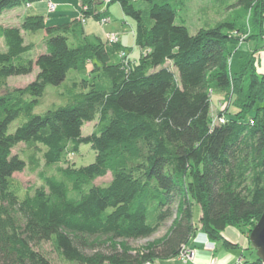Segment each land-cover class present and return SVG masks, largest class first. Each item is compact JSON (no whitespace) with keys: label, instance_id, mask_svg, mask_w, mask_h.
<instances>
[{"label":"trees","instance_id":"1","mask_svg":"<svg viewBox=\"0 0 264 264\" xmlns=\"http://www.w3.org/2000/svg\"><path fill=\"white\" fill-rule=\"evenodd\" d=\"M37 1L0 0V14ZM137 1L108 3H119L135 22L134 43L143 52L130 65L109 63L102 42L70 39L82 30L81 19L106 15L102 0H80L82 17L71 23L48 26L43 16L29 15L18 26L0 24V264H52L37 248L51 239L68 261H82L79 237L143 239L167 222V235L148 252L108 260L169 259L197 228L220 240L227 227L244 233L263 213L264 71L255 51L238 71L232 56L242 41L264 38V0H251L244 20H223L194 34L175 22L178 4L187 0H143L147 18ZM37 31L43 52L32 58L35 45L24 35ZM34 66L32 82L8 88L9 77L28 75ZM90 67L98 76L81 77ZM47 85L62 86V104L35 114ZM92 121L93 131L83 136ZM82 143L95 160L75 167L68 157ZM19 144L31 170L42 166L40 186L24 188L10 174ZM53 168L58 176L50 174ZM107 174L106 185L93 184ZM249 250L255 259L239 264H263L251 244Z\"/></svg>","mask_w":264,"mask_h":264},{"label":"rangeland","instance_id":"2","mask_svg":"<svg viewBox=\"0 0 264 264\" xmlns=\"http://www.w3.org/2000/svg\"><path fill=\"white\" fill-rule=\"evenodd\" d=\"M50 1H45L46 8H43L40 14L45 18L46 24L51 26L67 21V19L63 20L61 17L63 14L60 9H58L53 14L52 12L55 10L52 12L49 11ZM38 4L39 1L33 2L32 5L35 6ZM252 4L253 2L251 3V0H187L182 6H179L178 4L177 7L179 8L176 13L175 22L181 24L180 22L183 21L189 32L194 34L201 28L211 27L219 22H222L223 20H237L239 18L244 20L245 13L248 12L249 6ZM30 5L31 3H28L23 5L21 8H15V10L3 12L0 14V24H19L25 16L32 15L31 13L33 10L26 11ZM135 5L144 10L146 13L144 15H146L147 18V6L144 5L143 0H138ZM56 8L57 5L55 6V9ZM105 10H107L109 14V20L107 22L103 23L100 20H96L92 17L87 18L84 23L82 21L80 22L81 24L83 23L82 29L85 30L84 38L87 42L92 44L102 42L107 51L109 63H117L119 60H122L123 63H128L129 65L136 63L143 51L134 44V37L130 30V27L131 29L135 27L134 20L123 14L120 5L117 2L106 6ZM70 11V14L66 13L68 17H73L74 15H76V17L81 16V14L74 9ZM119 29H121V31L118 32ZM75 32L78 33V37H73V35H71L70 39L72 41H78L80 40V37H82L78 27L76 28ZM233 33L240 35L239 32L236 31H233ZM114 34L118 35L119 40L121 37L122 46L118 44L119 41L117 43L113 41L112 36ZM24 36L26 42H33L35 45L34 49L30 52L32 58H35L39 53L43 52V49H41V42L43 38L42 31H37L36 33H30L27 35L25 34ZM133 44L135 46H133ZM0 50H5L2 38H0ZM253 51H255L257 57L255 59L256 64H258L257 61H259L260 71H264V38L248 43L246 41H242V45L233 52L232 71L240 70L239 64L246 63L248 54L252 53ZM87 70L80 73V76L84 79L87 77L92 80L93 76H98L97 69L94 70L92 75H90L91 67L87 68ZM37 72L38 69L34 66L33 71L28 75L9 77L7 80L8 88H21L26 86L35 79ZM61 91V85H47L43 96L39 98L38 104L34 107L33 112L35 114H43L47 110L53 109L62 104L61 98L59 97V93ZM28 99L30 98L28 97ZM217 99L218 93L217 91H214L211 97L212 111L214 115L217 112V107H215L218 104ZM233 111L234 108L231 107L230 112ZM17 123L18 120L11 124L12 131L15 129L14 127ZM95 123L96 121L85 123V125L82 127V135H89L93 131ZM23 150H25L23 144L15 146L12 150L11 159H13V162L10 163V174L12 178L18 181L24 188L40 186L41 180L38 177V173L42 169V166H40L35 171L31 170L24 157ZM95 155V152L89 144L82 143L79 145L77 153L69 155L68 158L75 167H80L92 163L95 160ZM50 174L58 176V173L55 169L52 170ZM248 177L249 175L244 174L242 178L247 179ZM110 180L111 176L110 174H107L104 177L95 179L93 184L106 185ZM198 217L199 207L196 205L193 207V219L196 224H198ZM255 224L248 229L244 228V235L246 236L249 245L251 244L249 241V234ZM169 226L170 222H167L162 225L152 236L137 240H114L107 236L79 237L75 240L76 246L82 255L81 257L84 259L82 261H68L61 254V251L57 247L54 239L41 242L37 248L50 259L52 264H111L108 260L109 256L122 254L124 252L131 255H142L148 252L153 245L157 244L167 235ZM197 231H199V229ZM199 235L203 236L202 233ZM222 239L223 238L220 240L211 241L216 242L221 241ZM208 246L209 248H212L214 245L210 243ZM195 253V250L189 249L185 246L184 251L180 255L173 257V259L185 264L189 260H194ZM105 257L107 258L105 259ZM250 259H255V256L252 255ZM158 260L159 259L144 261L142 264H157L159 263ZM209 264H214V260H210Z\"/></svg>","mask_w":264,"mask_h":264},{"label":"crops","instance_id":"3","mask_svg":"<svg viewBox=\"0 0 264 264\" xmlns=\"http://www.w3.org/2000/svg\"><path fill=\"white\" fill-rule=\"evenodd\" d=\"M45 1L46 0H40L39 4L35 6L32 5L33 3H31L30 7L26 11L33 10L31 13L32 15L33 14L40 15L43 8H46ZM51 1L57 5V8L55 9L54 12H52V14L55 13L58 9H60L63 14L61 15L63 20L67 19V21H64L61 24L71 23L72 21L79 19L80 16L76 17V15H74L73 17H68L66 13L70 14L71 12L70 10L72 9L80 13V4H81L80 0H74V1L73 0H51ZM21 7H18V8H21ZM12 10H15V8ZM106 16L109 18L108 12L106 13ZM83 23L81 24V26L83 25ZM180 23L185 25L183 21H181ZM19 24H5V25L18 26ZM130 30L133 34L134 28L131 29L130 27ZM119 31H121V29H119L118 32ZM80 32H81L80 35L82 36L80 37V39H85L84 38L85 30L82 29ZM75 36L78 37L77 32H74L73 37ZM134 44L133 46H135ZM119 45L122 46L121 37L119 40ZM198 229L199 228H197V230ZM197 230L195 231L193 236L188 240V242L185 244V246L188 247L189 249L195 250L196 253H195L194 260H189L185 264H209L210 260H214V264H239L242 261H244V259L246 258L250 259L252 256V253L249 250L250 245H249V242L246 236L244 235V233L238 232L233 227H227L221 233V236L223 239L221 241H216V242H212L210 239H208L207 236L200 229L199 231ZM200 233H202L203 236L199 235ZM224 241H227L231 245L226 246L224 244ZM210 243L214 245L212 248H209L208 246ZM158 262L159 263L157 264H184L173 258L159 259Z\"/></svg>","mask_w":264,"mask_h":264},{"label":"water","instance_id":"4","mask_svg":"<svg viewBox=\"0 0 264 264\" xmlns=\"http://www.w3.org/2000/svg\"><path fill=\"white\" fill-rule=\"evenodd\" d=\"M249 241L256 250L257 257L264 264V211L249 234Z\"/></svg>","mask_w":264,"mask_h":264},{"label":"built area","instance_id":"5","mask_svg":"<svg viewBox=\"0 0 264 264\" xmlns=\"http://www.w3.org/2000/svg\"><path fill=\"white\" fill-rule=\"evenodd\" d=\"M50 1V0H49ZM102 2H103V7H100V11L101 12H103V11H105V9H106V6L108 5V3L110 2V0H102ZM55 6H56V4L55 3H53L52 1H50L49 2V11L50 12H52V11H54L55 10ZM84 9H85V7H84ZM81 17V16H80ZM101 22H107L108 20H109V18L106 16V15H103L100 19H99ZM81 21L83 22L84 20L83 19H81ZM112 39H113V41L115 42V43H117L118 41H119V37H118V35L117 34H114L113 36H112ZM122 59V58H121ZM185 248V247H184ZM184 248H183V250L180 252V254L184 251ZM179 254V255H180Z\"/></svg>","mask_w":264,"mask_h":264}]
</instances>
